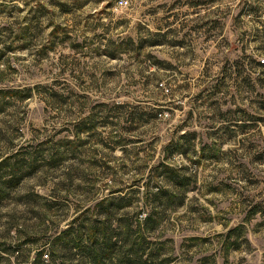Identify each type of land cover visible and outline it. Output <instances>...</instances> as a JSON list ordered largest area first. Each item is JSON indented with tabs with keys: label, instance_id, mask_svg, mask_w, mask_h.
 Masks as SVG:
<instances>
[{
	"label": "rangeland",
	"instance_id": "obj_1",
	"mask_svg": "<svg viewBox=\"0 0 264 264\" xmlns=\"http://www.w3.org/2000/svg\"><path fill=\"white\" fill-rule=\"evenodd\" d=\"M119 1L0 0V264H264V0Z\"/></svg>",
	"mask_w": 264,
	"mask_h": 264
},
{
	"label": "trees",
	"instance_id": "obj_2",
	"mask_svg": "<svg viewBox=\"0 0 264 264\" xmlns=\"http://www.w3.org/2000/svg\"><path fill=\"white\" fill-rule=\"evenodd\" d=\"M169 174L178 180L177 175ZM105 213L108 215L109 210ZM81 228L64 230L54 239L52 247L54 254L62 250L64 254L70 256L69 261L59 264H147V261L143 260L142 254L139 255V251L133 252V249H126L123 252L118 247L117 239L114 238L116 237L115 233H112V230L109 231L105 223L103 225L92 224L89 228L81 226ZM85 228L86 231L83 230ZM141 252L144 253V251ZM41 260H43L42 253L33 264H45L44 260L43 262ZM53 261L55 262V260Z\"/></svg>",
	"mask_w": 264,
	"mask_h": 264
},
{
	"label": "built area",
	"instance_id": "obj_3",
	"mask_svg": "<svg viewBox=\"0 0 264 264\" xmlns=\"http://www.w3.org/2000/svg\"><path fill=\"white\" fill-rule=\"evenodd\" d=\"M119 2H120V4L122 5L125 1L120 0ZM44 256H45L46 258H48V254H44Z\"/></svg>",
	"mask_w": 264,
	"mask_h": 264
}]
</instances>
